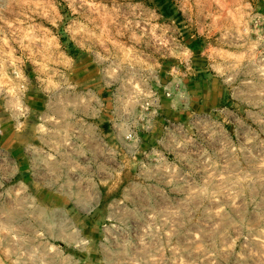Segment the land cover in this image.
<instances>
[{"label": "rangeland", "instance_id": "1", "mask_svg": "<svg viewBox=\"0 0 264 264\" xmlns=\"http://www.w3.org/2000/svg\"><path fill=\"white\" fill-rule=\"evenodd\" d=\"M0 264H264V0H0Z\"/></svg>", "mask_w": 264, "mask_h": 264}]
</instances>
